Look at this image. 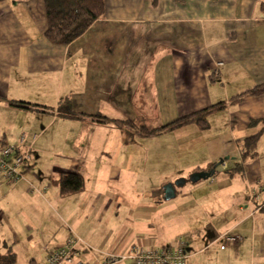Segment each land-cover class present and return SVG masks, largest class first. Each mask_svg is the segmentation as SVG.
Here are the masks:
<instances>
[{"label":"crops","instance_id":"crops-1","mask_svg":"<svg viewBox=\"0 0 264 264\" xmlns=\"http://www.w3.org/2000/svg\"><path fill=\"white\" fill-rule=\"evenodd\" d=\"M105 3L103 16L84 34L58 45L45 34L44 0L0 2V111L15 117L27 110L51 115L40 132L30 134L29 144L25 135L20 144L10 142L13 126L7 121L0 125V148L15 145L32 155L23 180L11 184L0 176V233L4 237L5 231L12 233L16 244L42 242L45 253L42 249L39 253L45 256L44 263L76 227H67L51 207L59 198L56 180L63 172H81L85 183L81 191L94 195L92 217L112 227L96 243L91 236L82 238L100 249L93 247L100 258L127 253L134 246L158 250L181 245L187 254L183 264H263L264 92L235 96L264 84V0ZM89 92L88 105L74 106L71 97ZM218 103L224 106L208 116L204 131H212V138L205 137L204 143L194 137L204 131L193 123L173 130L170 151L164 152L167 139L158 138L172 130L148 136L143 143L142 128L164 127ZM71 111L85 118L67 117ZM90 115H102L106 122ZM54 124L56 130L78 129L77 141L67 148H45L44 142H54L57 133L50 132ZM125 125L133 130L112 141ZM255 134L257 155L246 160L244 141ZM200 145L206 154L192 158ZM188 151L180 168L188 173L178 175L185 179L183 185H176L168 174L148 184L145 156L169 155L172 161L176 153ZM40 154L69 164L56 166L59 173H27ZM111 156L118 164H112ZM222 158L224 163H219ZM216 161L213 176L191 181L192 173L208 171ZM229 162L234 166L228 167ZM168 183L176 186L171 199L164 198ZM74 194L78 195L69 196ZM16 195L29 197L26 210L14 212L8 206L6 200ZM38 205L64 225L42 217ZM227 235L240 238L227 244Z\"/></svg>","mask_w":264,"mask_h":264},{"label":"rangeland","instance_id":"rangeland-1","mask_svg":"<svg viewBox=\"0 0 264 264\" xmlns=\"http://www.w3.org/2000/svg\"><path fill=\"white\" fill-rule=\"evenodd\" d=\"M67 84L68 83L65 82V86H67ZM69 85L75 86V84L73 85L72 83H70ZM76 89L78 91H82V88L79 86ZM90 94L91 92L83 94L82 96L78 95L75 97H71V101L75 102L74 106H76V104L78 106H84L85 104L88 105L90 102V98H89ZM67 99L69 98L67 97ZM63 100L66 101V98H63ZM2 103H5V102H2ZM95 103H97V99L93 101L94 105ZM65 108L70 109L69 107L64 106L63 109L65 110ZM15 116L16 115L13 112L3 113L0 111V125H2L5 121H7L8 123H10V126H13V130L11 132V135L9 136L10 138L9 141L15 142L16 144H20L22 135H25L27 143L29 144L30 134H34V132H40V130L42 129V125L47 124L48 122L51 121L50 114H44V113L36 112L33 110H27L23 112L21 111L18 113L17 117ZM207 122H208V125L206 128H202L201 124L198 122H195L193 124L199 126V128L203 129L204 131V129H208L209 127L208 119H207ZM57 127H58V124H54L52 126L50 132H56L57 134L54 136V142L52 144L51 143L49 144V142L47 141L44 142V144H46L45 148H55V149H60L61 147L67 148L69 146V143H73V141L75 142L77 141L74 135L78 133V129L76 128L72 129L71 127V128H62L61 130H56ZM145 128H147V126ZM131 130L133 129L130 125H125V128L123 131L119 132L118 134L114 133L112 141L116 142L118 135H121L122 137L123 135H126L129 132H131ZM168 130H172V131L169 132L167 136L158 138V141L160 142L164 141V139H167L168 141L166 151L164 149V152L170 151L169 147L173 146L172 141H174L173 130H175V128L168 129ZM205 131L204 132L199 131L198 134H193V135L194 137H201L200 141L204 143L203 139L205 137L210 136V138H212V131L211 132H208V130L207 132ZM163 132L164 131H162L161 133ZM142 135L146 137L144 138L143 143L149 140L148 136H146L145 134H142ZM14 136L16 139H14ZM107 138L108 140H110L109 135H107ZM163 146L164 145H161L160 150L162 149ZM185 152H183L182 156H180L179 153H176V159L172 157V161L168 159L169 155L166 156L164 154H163L164 155L163 157L153 155V154L150 155L151 158H148V156H145L146 161H145L144 167L147 173V179L149 178L150 180V181L148 180L149 181L148 184L151 186L152 184L151 180H164L167 174L169 178L175 179V182L183 178V177H178V175H180L179 172L183 174L188 173L187 171L186 172L180 171V168H182V164L185 165L184 160H186L187 156L190 155L189 151L186 154ZM197 154H199L198 156L205 155L206 154L205 147L200 145V152L195 150L194 156L192 155L193 156L192 158H194ZM111 158L114 159V163L112 164L114 165L118 164L116 163V159L114 156H111ZM215 163L216 165L218 164L217 161ZM34 164L35 165L27 173H59L58 170L56 169V166L60 164L68 165L69 163H66V162L64 163L62 159L55 158L54 156H50L47 154H40V156L38 155V158L35 159ZM227 166L233 167L234 164L232 162H229ZM52 184H53V188H52L53 190L55 184L53 182ZM52 184H50L51 187H52ZM57 189L59 191V198H58V201L54 202L55 204L51 205V207L57 213L58 217L61 216L59 218L60 221L66 224L67 227L70 224L76 225V227L72 229L74 234L81 236V238H84V239L85 238L87 239L88 236L89 237L91 236L90 238H92L91 242L93 244L94 242L96 243L97 241H99V239L105 234V231L108 232V230L112 229V227H110L111 224H109V222H107L106 220L101 221L99 219L98 221L92 217V215L95 214V210L91 207V203L94 198L93 194H90L89 192L79 191L77 192L78 195L74 194L72 196H69V195L60 194V188L57 187ZM49 196L50 194L47 195V197ZM106 199H107L106 197H103L101 199L103 201L102 204L106 202ZM28 200H29V197H26L24 195H16L15 198H9L6 201L8 202V206L11 207L12 211L16 212V211L26 210L25 203ZM245 202L246 200H244L242 204L244 205ZM38 207L40 208L38 212L42 215V217L43 215L46 216L50 221L56 222V224L60 227L64 225L63 223H60V221L57 222V219L52 216V213L47 209V207L42 206V205H38ZM262 212L264 213V210H262ZM21 214L26 215L27 212H24ZM16 217H19V216L16 215ZM259 225L262 226L263 223L260 222ZM5 232L8 237H4L0 233V249L3 253H6V251L12 250V246H14V249H13L14 251L12 250L13 252L16 253V260L14 264H42L43 263L45 256L42 257L41 255L42 253H39V249H42L44 251L43 254L45 253V248L42 242L40 241L37 242V240H35L34 242H31V243L22 241L16 244L15 241H13V237H14L13 234L9 233L8 231H5ZM95 249L100 251V249L98 248H95ZM241 255L244 256L245 254L242 252ZM79 259L88 260L89 257L80 255ZM260 259L261 258H259V260Z\"/></svg>","mask_w":264,"mask_h":264},{"label":"trees","instance_id":"trees-1","mask_svg":"<svg viewBox=\"0 0 264 264\" xmlns=\"http://www.w3.org/2000/svg\"><path fill=\"white\" fill-rule=\"evenodd\" d=\"M1 1L5 0H0V2ZM16 1L27 2L29 0ZM44 2L48 20V29L45 34L50 42L58 45H67L79 38L92 26L95 21L103 16L106 7L105 0H44ZM252 92H264V84L235 96V99H239L241 96ZM67 100L69 101V99ZM21 104L26 103L22 102ZM223 106V103L215 104L211 107L177 119L164 127L153 129L144 127L140 130V133L145 134L146 136H153L164 130L177 128L194 122H198L201 124L202 128H206L208 125V116L217 109H221ZM66 116L73 118H85L84 114L73 111L68 113ZM89 117L95 121L106 122V117L102 115H90ZM254 123H257V121H253L251 124ZM258 139L259 134H255L244 141L242 149L244 159L247 160L255 158L257 155ZM241 164L242 163H239L238 165L240 166ZM215 165L216 163H210L208 169L210 170ZM56 181L55 182L60 186V193L62 195L79 192L83 190L85 184L83 174L81 172L72 171L63 172L60 178ZM15 260V252L9 250L7 253H3L0 249V264H14Z\"/></svg>","mask_w":264,"mask_h":264},{"label":"built area","instance_id":"built-area-1","mask_svg":"<svg viewBox=\"0 0 264 264\" xmlns=\"http://www.w3.org/2000/svg\"><path fill=\"white\" fill-rule=\"evenodd\" d=\"M32 159L29 150H21L18 146L0 148V176L3 180L15 184L25 178V168ZM240 237L227 235L225 242L231 244ZM90 254L92 258L80 260L79 256ZM187 254L183 246L148 249L134 246L127 253H108L100 258L97 251L89 246L80 236H71L56 247L42 264H183Z\"/></svg>","mask_w":264,"mask_h":264},{"label":"water","instance_id":"water-1","mask_svg":"<svg viewBox=\"0 0 264 264\" xmlns=\"http://www.w3.org/2000/svg\"><path fill=\"white\" fill-rule=\"evenodd\" d=\"M219 163H224V158H222ZM218 165V164H217ZM217 165H215L212 169L205 171H196L194 173H192L191 175V181L192 182H197L201 179H207L210 178L211 176H213L216 173V167ZM185 182V179L181 178L179 179L175 184L176 185H183V183ZM164 198L165 199H171L175 196L176 194V186L172 183H168L164 186Z\"/></svg>","mask_w":264,"mask_h":264},{"label":"flooded vegetation","instance_id":"flooded-vegetation-1","mask_svg":"<svg viewBox=\"0 0 264 264\" xmlns=\"http://www.w3.org/2000/svg\"><path fill=\"white\" fill-rule=\"evenodd\" d=\"M212 168H213V167H212ZM212 168H211V169H212Z\"/></svg>","mask_w":264,"mask_h":264}]
</instances>
